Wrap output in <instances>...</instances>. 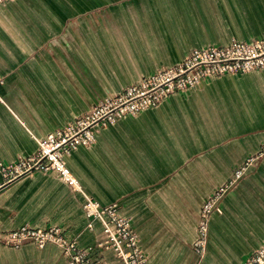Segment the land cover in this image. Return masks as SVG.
I'll list each match as a JSON object with an SVG mask.
<instances>
[{"label":"crops","instance_id":"0c3cea01","mask_svg":"<svg viewBox=\"0 0 264 264\" xmlns=\"http://www.w3.org/2000/svg\"><path fill=\"white\" fill-rule=\"evenodd\" d=\"M264 36V0H14L0 6V162L37 153L46 139L105 98L182 63L196 49ZM78 180L35 173L4 185L0 264H69L54 244L7 243L29 225L59 229L93 261L103 223L87 198L132 220L147 264H246L264 245V69L227 73L169 95L96 132L67 157ZM245 173L209 218L207 249L194 250L205 203Z\"/></svg>","mask_w":264,"mask_h":264},{"label":"built area","instance_id":"2783aa9c","mask_svg":"<svg viewBox=\"0 0 264 264\" xmlns=\"http://www.w3.org/2000/svg\"><path fill=\"white\" fill-rule=\"evenodd\" d=\"M11 1L0 0V6ZM256 69H264V36L253 43L233 41L227 46L196 49L176 67L158 70L140 84L127 87L121 94L98 101L84 116L76 118L46 139L39 140L35 155L20 157L10 165L0 162L4 185L35 173H53L71 188L77 189L79 183L67 166V157L80 145L95 143L96 132L100 129L125 116H135L155 107L169 95L196 87L208 77ZM245 169L237 170L232 180L203 206L198 220V238L194 243V250L199 256L203 257L206 253L210 215L219 210V199L242 178ZM84 208L88 215L103 223L105 237L98 243V248L113 251L120 264H147V254L139 234L132 226V220L120 216L117 205L103 207L87 198ZM25 242L40 249L47 244L57 245L63 250L69 264H105L101 260L93 261L92 248H81L56 228L44 230L25 225L11 232L7 239V243L15 247ZM246 264H264V245L251 253Z\"/></svg>","mask_w":264,"mask_h":264},{"label":"rangeland","instance_id":"374dc122","mask_svg":"<svg viewBox=\"0 0 264 264\" xmlns=\"http://www.w3.org/2000/svg\"><path fill=\"white\" fill-rule=\"evenodd\" d=\"M14 1V0H13ZM12 2V1H11ZM11 2H9V3H11ZM9 3H7L6 5H8ZM6 5H1V6H6ZM208 237V236H207Z\"/></svg>","mask_w":264,"mask_h":264}]
</instances>
